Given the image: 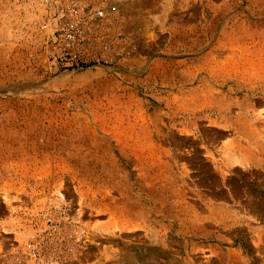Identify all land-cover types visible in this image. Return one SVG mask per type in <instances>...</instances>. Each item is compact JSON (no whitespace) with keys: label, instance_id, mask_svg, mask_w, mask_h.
Instances as JSON below:
<instances>
[{"label":"rangeland","instance_id":"obj_1","mask_svg":"<svg viewBox=\"0 0 264 264\" xmlns=\"http://www.w3.org/2000/svg\"><path fill=\"white\" fill-rule=\"evenodd\" d=\"M114 5L124 57L63 70L0 0V264H264V0ZM56 211L79 257L22 259Z\"/></svg>","mask_w":264,"mask_h":264},{"label":"built area","instance_id":"obj_2","mask_svg":"<svg viewBox=\"0 0 264 264\" xmlns=\"http://www.w3.org/2000/svg\"><path fill=\"white\" fill-rule=\"evenodd\" d=\"M124 0H16L18 44L29 61L64 70L114 65L124 57L113 34L116 3ZM45 228L22 248V259L63 263L79 257L85 237L67 233L58 211L45 216Z\"/></svg>","mask_w":264,"mask_h":264},{"label":"trees","instance_id":"obj_3","mask_svg":"<svg viewBox=\"0 0 264 264\" xmlns=\"http://www.w3.org/2000/svg\"><path fill=\"white\" fill-rule=\"evenodd\" d=\"M64 70V69H63Z\"/></svg>","mask_w":264,"mask_h":264}]
</instances>
